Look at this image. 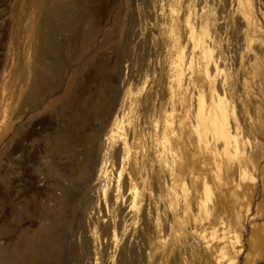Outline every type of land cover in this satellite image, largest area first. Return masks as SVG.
<instances>
[{"label": "rangeland", "instance_id": "obj_1", "mask_svg": "<svg viewBox=\"0 0 264 264\" xmlns=\"http://www.w3.org/2000/svg\"><path fill=\"white\" fill-rule=\"evenodd\" d=\"M239 1L251 12L250 26L236 20ZM159 2L0 0V255L20 264H216L183 212L179 222L162 203L130 212L125 187L104 194L96 182L106 130L126 91L137 99L129 116L138 128L143 106L162 102ZM206 2L225 41L229 93L254 160L249 205L236 220L218 212L237 225L236 264H264V0ZM240 28L255 39L246 56ZM92 148L96 160L84 175ZM163 188L158 178L144 190L154 199ZM156 216L163 228L148 231ZM154 240L166 242L164 259L149 256Z\"/></svg>", "mask_w": 264, "mask_h": 264}, {"label": "bare ground", "instance_id": "obj_2", "mask_svg": "<svg viewBox=\"0 0 264 264\" xmlns=\"http://www.w3.org/2000/svg\"><path fill=\"white\" fill-rule=\"evenodd\" d=\"M244 6L242 1L237 3L236 20L250 26L251 12ZM158 9L166 56L162 102L158 107L153 103L143 106L145 118L138 128L129 116L137 99L131 90L126 91L118 107L121 115L106 130L96 182L104 194L111 189L113 195L125 187L131 197L130 212L139 203H162L173 210L174 222L180 221L183 212L184 221H192L216 264H236L240 235L237 225L221 214L239 219L241 207L249 205L254 185L247 176L254 160L251 141L243 134L239 111L229 93L234 78L222 58L225 41L214 30V8L206 0H198L197 5L195 0H160ZM245 34L240 42L242 56L252 52L255 40L248 28H240L236 37ZM150 79L145 75L143 84ZM111 102L115 107L118 100L114 97ZM85 157L83 173L90 175L91 162L96 160L94 149ZM158 178L164 188L151 199L145 183ZM220 208L224 210L221 214ZM162 228L156 216L148 231ZM90 236H99L97 227L90 230ZM165 243L154 240L149 256L164 259L168 254ZM2 262L20 264L14 258L4 257Z\"/></svg>", "mask_w": 264, "mask_h": 264}]
</instances>
